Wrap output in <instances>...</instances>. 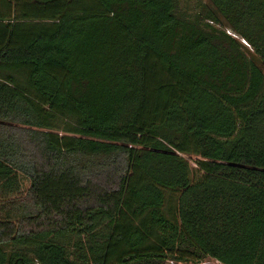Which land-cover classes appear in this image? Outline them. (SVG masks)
I'll list each match as a JSON object with an SVG mask.
<instances>
[{"label":"trees","instance_id":"obj_1","mask_svg":"<svg viewBox=\"0 0 264 264\" xmlns=\"http://www.w3.org/2000/svg\"><path fill=\"white\" fill-rule=\"evenodd\" d=\"M196 8L0 0V264H264V0Z\"/></svg>","mask_w":264,"mask_h":264},{"label":"rangeland","instance_id":"obj_2","mask_svg":"<svg viewBox=\"0 0 264 264\" xmlns=\"http://www.w3.org/2000/svg\"><path fill=\"white\" fill-rule=\"evenodd\" d=\"M199 0H182V6L186 9H188L189 12H192L194 10H196V5L198 4ZM201 1H205V0H201ZM188 158V156H187ZM189 162H191V165L193 166V168H196L197 165L195 162H193L192 160L189 159ZM22 187L21 190L17 193H15V197L13 198V200H8L5 197L2 196V194L0 193V216H5V213L7 211H9L10 209H13L15 212L18 211V209H21L20 206L18 207V201L15 200L16 196L18 198L23 199L27 193L29 188L31 187V184L29 182L28 179H26L25 177H22ZM17 204V205H16ZM20 205V204H19ZM4 207V208H2ZM166 264H184V263H180V262H175L174 260L168 261ZM190 264V263H188ZM202 264H221L218 261L212 259V258H205V260L203 261Z\"/></svg>","mask_w":264,"mask_h":264},{"label":"built area","instance_id":"obj_3","mask_svg":"<svg viewBox=\"0 0 264 264\" xmlns=\"http://www.w3.org/2000/svg\"><path fill=\"white\" fill-rule=\"evenodd\" d=\"M200 264H202V263H200Z\"/></svg>","mask_w":264,"mask_h":264}]
</instances>
